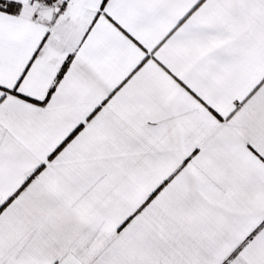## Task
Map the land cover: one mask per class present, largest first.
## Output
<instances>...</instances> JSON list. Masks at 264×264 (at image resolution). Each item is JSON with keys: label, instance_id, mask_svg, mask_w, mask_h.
<instances>
[{"label": "snow or ice", "instance_id": "obj_1", "mask_svg": "<svg viewBox=\"0 0 264 264\" xmlns=\"http://www.w3.org/2000/svg\"><path fill=\"white\" fill-rule=\"evenodd\" d=\"M0 264H264V0H0Z\"/></svg>", "mask_w": 264, "mask_h": 264}]
</instances>
